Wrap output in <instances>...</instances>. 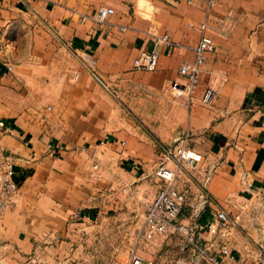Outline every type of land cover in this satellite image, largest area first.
<instances>
[{
  "label": "crops",
  "instance_id": "crops-1",
  "mask_svg": "<svg viewBox=\"0 0 264 264\" xmlns=\"http://www.w3.org/2000/svg\"><path fill=\"white\" fill-rule=\"evenodd\" d=\"M99 5L115 8L109 24L82 20ZM203 21L216 49L188 104L171 84L195 58ZM154 25L175 46L157 44V68L138 69L136 56L155 46ZM0 56L13 64L0 69V119L14 127L0 133V162L13 157L20 184L0 217L12 264H127L135 245L145 264H158L172 239L138 232L164 184L155 173L160 143L186 130L202 155L176 180L191 203L198 207L204 190L233 213L240 202H264V0H216L210 12L207 0H0ZM88 60L119 98L91 75ZM208 85L218 88L212 104L202 101ZM50 141L65 149L50 151ZM263 202L244 210L239 233L229 236L234 247L256 234L253 221L264 222ZM194 209L186 206L182 218ZM198 213L199 234L211 239L214 204Z\"/></svg>",
  "mask_w": 264,
  "mask_h": 264
},
{
  "label": "built area",
  "instance_id": "built-area-1",
  "mask_svg": "<svg viewBox=\"0 0 264 264\" xmlns=\"http://www.w3.org/2000/svg\"><path fill=\"white\" fill-rule=\"evenodd\" d=\"M194 2L195 0H187ZM216 0H207L208 11L214 6ZM115 13V8L108 5H99L94 12L81 14L82 20H92L99 24H109V18ZM203 34L197 45L194 46L195 58L186 61L179 67L182 80H174L172 88L176 94L185 96L188 104L192 102V97L197 90L201 80L202 65L206 60V53L216 49V43L208 31L210 24L208 21H203L199 25ZM125 29L124 26H122ZM148 33L153 36L155 46L150 50H142L134 60V65L138 69L153 70L156 69L159 63V52L157 44L163 43L168 46H175V41L170 34L160 32L158 26L154 25L148 30ZM6 67L9 70L13 69V64L8 60H4L0 56V69ZM91 75L96 81L102 85L113 97H120L119 88L108 81L97 70L95 61L88 60L86 65ZM218 96V88L214 85H208L202 101L206 104H212ZM14 127L7 123L5 119H0V133H11ZM191 131L183 132L174 143H160L162 148L161 161L156 169L157 176L164 180V184L158 190L155 197L147 203L145 210V220L138 232V238L152 240L158 235L165 237L180 236L185 242V246L189 249L196 258H203L210 264H264V222L253 221L256 234H249L248 242L244 247L237 248L231 243L229 236L238 227L243 226L244 210L259 211L263 201H243L239 203V209L233 213L227 208L219 205L214 201L211 194L204 190L202 192V200L206 203L214 204V213L211 220L208 222V231L212 235L211 239H206L199 234L198 231V212L199 207L196 203H191L189 195L178 186L176 180L178 172L181 168L192 167L195 162L202 157L191 145ZM48 149L52 152H58L65 149L63 144L48 142ZM94 177H100L98 173L99 163L93 164ZM20 193V184L15 178V170L13 157L10 154H3L0 162V217L11 207L14 199ZM238 203V202H237ZM264 204V202H263ZM195 207L192 210L189 220L182 218V213L186 206ZM249 231V230H248ZM219 241L218 247L216 242ZM216 248V249H215ZM215 249V250H214ZM12 247L8 242L0 243V264H12L10 260V252ZM215 251V252H213ZM108 264H118L111 261ZM127 264H145L144 257L138 252L137 246L129 249V261ZM146 264H154L153 261H148Z\"/></svg>",
  "mask_w": 264,
  "mask_h": 264
},
{
  "label": "rangeland",
  "instance_id": "rangeland-1",
  "mask_svg": "<svg viewBox=\"0 0 264 264\" xmlns=\"http://www.w3.org/2000/svg\"><path fill=\"white\" fill-rule=\"evenodd\" d=\"M239 231L240 227L236 228L234 233H232L233 237H235V235H237ZM250 233L252 232L250 231ZM171 239L172 241L167 244L168 247L166 253L159 257L158 264H210L207 262V260L201 257L196 258L195 255L186 248L185 242L183 241L182 237L172 236L170 237V240ZM218 244L219 241L216 242V247H218ZM101 264H105V261Z\"/></svg>",
  "mask_w": 264,
  "mask_h": 264
},
{
  "label": "water",
  "instance_id": "water-1",
  "mask_svg": "<svg viewBox=\"0 0 264 264\" xmlns=\"http://www.w3.org/2000/svg\"><path fill=\"white\" fill-rule=\"evenodd\" d=\"M157 168H158V167H157ZM157 168H156V169H157ZM155 171H156V170H155ZM205 204H206V202H204V201H200L199 204H198V207H199L198 210H200Z\"/></svg>",
  "mask_w": 264,
  "mask_h": 264
}]
</instances>
